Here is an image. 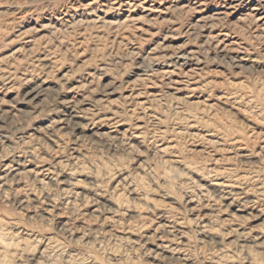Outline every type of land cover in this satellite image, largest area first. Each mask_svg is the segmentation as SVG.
Here are the masks:
<instances>
[{
  "label": "rangeland",
  "instance_id": "374dc122",
  "mask_svg": "<svg viewBox=\"0 0 264 264\" xmlns=\"http://www.w3.org/2000/svg\"><path fill=\"white\" fill-rule=\"evenodd\" d=\"M0 264H264V0H0Z\"/></svg>",
  "mask_w": 264,
  "mask_h": 264
}]
</instances>
